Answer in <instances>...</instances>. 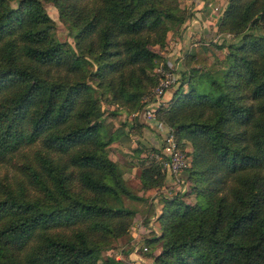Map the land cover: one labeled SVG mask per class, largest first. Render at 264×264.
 Returning <instances> with one entry per match:
<instances>
[{
	"label": "trees",
	"instance_id": "obj_1",
	"mask_svg": "<svg viewBox=\"0 0 264 264\" xmlns=\"http://www.w3.org/2000/svg\"><path fill=\"white\" fill-rule=\"evenodd\" d=\"M46 3L69 22L77 51L54 37ZM186 20L176 0H0V162L28 147L26 163L4 180L0 264H100L103 243L126 234L134 212L121 196L152 198L162 175L146 166L143 193L131 194L109 157L114 138L105 139L89 80L120 107L140 110L161 58L150 46ZM261 24L264 0H227L218 30L240 42L219 46L225 68L201 72L211 62L197 45L188 90L180 91L183 75L156 111L179 145L192 143L186 170L199 177L194 190L204 199H166L156 264H264V38L254 34ZM202 80L208 86L199 91ZM59 226L68 232H50Z\"/></svg>",
	"mask_w": 264,
	"mask_h": 264
},
{
	"label": "rangeland",
	"instance_id": "obj_2",
	"mask_svg": "<svg viewBox=\"0 0 264 264\" xmlns=\"http://www.w3.org/2000/svg\"><path fill=\"white\" fill-rule=\"evenodd\" d=\"M176 2L182 15H185L189 20L194 15L198 16L200 25L197 24L192 28V35L183 38L182 33L186 28L187 20L181 25L172 24V27L166 33L165 42L161 45L150 46L161 58L156 60L155 73L153 72V76L157 77L156 83L149 88V91L147 90V94L140 98L139 104L144 102V106L151 100V92L158 85L162 74H168L175 70L176 74L179 75V79L174 82V87L167 92L171 94V97L178 90V85L183 75L185 84H182L180 91L185 92L188 90L189 86L186 84V78L190 74L189 70L192 68L191 62L194 59V50L197 45L204 47L205 53L211 62L210 66L205 69L202 68L201 72L205 70L206 72L214 73L222 71L227 62V49L219 46L240 42L239 36L222 33L218 30V24L227 0H176ZM11 5L16 7V2L12 1ZM45 9L54 22V37L64 43L65 48L77 51L69 22L60 17L59 11L55 6L46 3ZM254 34L264 38V25L261 24ZM86 67L89 70H94L95 68L89 64H86ZM89 83L98 90L97 94L100 97L101 120L105 131V139L110 137L120 138L118 147L115 149L108 147L109 155L116 159L122 178L131 194L133 196H141L144 186L139 179L140 172L146 166H159L150 155L153 152L152 148L157 147L155 139H153L156 134L153 135V133L156 129L159 130V123L163 126L167 125L157 115L156 120L152 123L145 122L139 116L144 106L140 110H134L133 107H120L121 104L119 105V103L117 104L114 101L112 93L103 91L97 86V80L90 79ZM191 83H196V81L193 80ZM197 85L199 91L206 90L208 86L203 80L198 82ZM169 100L165 103L166 106ZM173 131L171 129L172 135L175 137ZM179 147L185 153L191 165L192 143L182 138ZM27 152L28 147H24L10 160L0 162V197L4 194L5 178L13 177L19 170V166L26 163ZM159 170L162 178L159 179L157 192L152 198L140 201L133 197L121 196V205L131 209L134 214L130 218V226L126 234L108 243H103L105 248L99 254L100 264H103L107 258H115L119 264H156L155 257L161 251L160 241L158 240L162 234L159 217L166 204V199L175 198L178 202L187 204L203 203L204 199L197 195V191L194 190L199 177H195L194 174L188 172L189 170L182 172L178 177L170 175L167 171L162 170L161 167ZM183 175L185 180L180 181ZM77 186L78 183L76 181L72 182L74 189ZM111 204L117 205L118 203L112 202ZM63 231L68 232V228L59 226L50 230V232L56 234H61ZM149 238H155L156 241L148 243L147 239ZM144 247L147 248L146 251Z\"/></svg>",
	"mask_w": 264,
	"mask_h": 264
},
{
	"label": "built area",
	"instance_id": "obj_3",
	"mask_svg": "<svg viewBox=\"0 0 264 264\" xmlns=\"http://www.w3.org/2000/svg\"><path fill=\"white\" fill-rule=\"evenodd\" d=\"M160 70V69H159ZM174 72L162 74L158 85L151 92V100L144 106L139 116L145 122L152 123L156 120V111L158 108L165 105L167 102V92L174 87V82L179 79V75ZM158 125V124H157ZM164 130L162 133L161 141L157 148L150 154L162 170L167 171L174 177L180 176L185 172L188 167V161L185 153L180 149L179 144L175 137L172 135L171 129L159 123V128ZM185 180L182 176L180 181ZM146 251L147 248L144 247Z\"/></svg>",
	"mask_w": 264,
	"mask_h": 264
},
{
	"label": "crops",
	"instance_id": "obj_4",
	"mask_svg": "<svg viewBox=\"0 0 264 264\" xmlns=\"http://www.w3.org/2000/svg\"><path fill=\"white\" fill-rule=\"evenodd\" d=\"M197 9H198V8H197ZM201 9H202V8H201ZM196 14H197V13H196ZM197 24L200 25L199 17L194 15V16H192V17L190 18V20L187 21V23H186V28L184 29V31H183V33H182V37H183V38H186L187 36L192 35V34H193V33H192V28H193L195 25H197ZM195 28H197V27H195ZM184 35H185V37H184ZM184 40H185V39H184ZM179 85H180V83H179ZM179 85H178V86H179ZM170 97H171V94L168 93L167 96H166V100H169ZM147 130H148V129H147ZM163 131H164V130L160 127L159 130L156 129V131H154V133H153V135L156 134V135H154V137H153V139H155V145H156V146H158L159 143H160V141H161V137H162V132H163ZM151 133H152V132H151ZM119 139H120V138H114L113 142L109 145V147H112V149H115L116 147H118L119 142H120ZM109 157H110L112 160L116 161V159H113L110 155H109Z\"/></svg>",
	"mask_w": 264,
	"mask_h": 264
}]
</instances>
